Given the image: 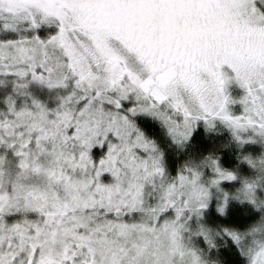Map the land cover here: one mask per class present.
<instances>
[{
    "label": "snow or ice",
    "instance_id": "1",
    "mask_svg": "<svg viewBox=\"0 0 264 264\" xmlns=\"http://www.w3.org/2000/svg\"><path fill=\"white\" fill-rule=\"evenodd\" d=\"M233 255L264 264V0H0V264Z\"/></svg>",
    "mask_w": 264,
    "mask_h": 264
},
{
    "label": "rangeland",
    "instance_id": "2",
    "mask_svg": "<svg viewBox=\"0 0 264 264\" xmlns=\"http://www.w3.org/2000/svg\"><path fill=\"white\" fill-rule=\"evenodd\" d=\"M36 91H37V93L43 98L44 96H46V95H54V92L53 93H49L48 92V90L47 89H45V90H43V91H40L39 89H36ZM234 91H236V92H238L239 90L238 89H234ZM238 107V106H237ZM229 136V133L225 130V131H223L222 133H220L219 134V138H221V139H226V136ZM252 147H256V146H252ZM234 204H236V205H239V204H237V203H235V202H233ZM232 212H233V210H232ZM234 259V258H233ZM236 259H238V260H236ZM236 259H234L233 260V263L234 264H243V257H239V256H237V258Z\"/></svg>",
    "mask_w": 264,
    "mask_h": 264
},
{
    "label": "trees",
    "instance_id": "3",
    "mask_svg": "<svg viewBox=\"0 0 264 264\" xmlns=\"http://www.w3.org/2000/svg\"><path fill=\"white\" fill-rule=\"evenodd\" d=\"M228 137H229V136L227 135V136H226V139H227ZM178 162H179V158H178V157H170V158H169V163H170V165L173 166V167H175V166L178 164ZM232 210H233V212H231V215H232L233 217H235L237 214L242 213L244 209H243V206H241V205H236V204L233 203V205H232ZM233 258L236 259L237 256H236V255H233V256L231 257L232 261L234 260ZM236 260H238V259H236ZM233 264H234V263H233Z\"/></svg>",
    "mask_w": 264,
    "mask_h": 264
}]
</instances>
